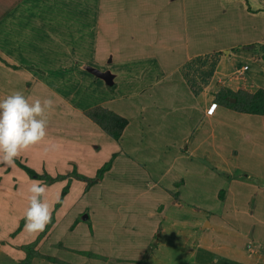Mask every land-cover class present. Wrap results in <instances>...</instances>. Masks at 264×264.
<instances>
[{"label": "rangeland", "instance_id": "obj_1", "mask_svg": "<svg viewBox=\"0 0 264 264\" xmlns=\"http://www.w3.org/2000/svg\"><path fill=\"white\" fill-rule=\"evenodd\" d=\"M64 1L24 0L21 4V0H0V27L2 28L0 29V79L4 81L5 86L10 85V88L16 86L18 91L25 93L30 92L29 88L34 81L41 80V74H36L37 71L35 70L26 69L30 73L29 76L25 72L29 76L27 78V75L22 73L23 69H13V65L17 63L22 68L30 67L25 65L28 62L22 64L23 61H19L7 53L9 48L14 50L15 43L32 53L31 55L34 57L42 58L41 61L44 63H46L49 55L48 48L55 50L54 54L68 50L69 46L66 50L64 40L60 38L63 34L61 32L65 28L61 25V20L63 17H72L73 13L68 12L67 9H74V7L69 5L68 8H64L62 6ZM81 2L83 4L91 3V11L87 6L82 7ZM141 2H151L152 5H156V7L158 5L159 8H162L159 14V17H162L161 21L159 20L161 22L159 28H163L162 34L168 29L169 24L176 29L175 41L180 48L177 50L178 52L174 53L175 59L171 60L172 64L167 63L170 67L167 66L168 69L166 68L165 71H169V68L175 65L178 66L187 62L185 56L205 54L211 48L218 50L223 48L222 46L234 48L232 51L235 52L233 56L236 59L232 58L233 68H240L241 65L245 64L255 67L251 60L253 52H249L253 49L248 50L247 47H244L245 45L241 43L242 36L250 35L255 30L253 25H257L259 29L263 28L264 17L262 22L261 17L254 18L256 22H252L253 18L249 14L242 13L244 15L240 17L241 14L238 12L235 19L233 13L234 0H76L75 15L80 17L79 23L81 24L75 25L73 32L79 27L81 28L80 34L95 31L96 35L100 33L102 36L105 21L116 25L117 21L120 20L121 3L134 7ZM79 7L81 9H78ZM123 8L125 10L126 7ZM136 11L134 9L130 19L135 20L134 13ZM138 12L140 20L147 17L145 12ZM153 12L154 17H156V10ZM23 16L25 18L21 19ZM8 18L20 19V21L11 26L7 23ZM74 22H78L77 19ZM92 23L93 25H91ZM240 24L243 26L241 27ZM237 26L240 27L239 30L244 27L243 35H239L240 32L238 33L236 30ZM130 31L133 33V29ZM135 33L136 30L134 29ZM110 34L108 33L109 37ZM118 34L119 32L112 33L114 41L111 56L105 57L103 55L100 57L98 54L89 64L83 57H80V54L76 55L75 59L70 60L62 55L56 73L66 72L64 70L74 66L77 68L75 75L79 77L78 71L86 70L87 66H92V71L93 67L115 71V65L121 63L124 73L120 75L116 72L118 77L115 84L107 88L104 93L98 94V97L85 98L82 102L84 105L100 104L101 100L113 97L120 98L121 95H124L125 98L117 99L111 105L114 110L122 112L120 116L124 117L126 115L123 114L122 108L128 103V98L142 96L145 100L153 99L157 103L151 102L156 118L164 115L177 117L175 114L183 113V111L176 112V108H183L176 103L179 98L176 99V102L164 100L165 103L156 99L159 94L162 95V90L165 89H170V97H180L183 92L182 89H175V83L166 84L167 79L161 74L159 75L157 70L154 72L155 65L150 58L142 61L145 56L141 54L142 52H138L139 46L136 40L129 42L125 37ZM126 42H129L128 48L124 46ZM235 42L236 47H234ZM121 44L123 45L121 46ZM153 47L149 54L160 58L167 56L161 51L167 48L172 50L173 43L168 39L159 41L157 38ZM126 50L131 51L127 56L123 54L127 52ZM228 50H225L224 53ZM110 57L111 60H109ZM137 61L138 68H136L137 64L128 65L127 63ZM208 65V73L205 72L203 75L206 81H210L209 71L212 69V65L210 63ZM140 70L143 72L137 76ZM181 71L182 69L178 74H183ZM39 72L42 73L40 70ZM252 73L253 71L250 70L247 75ZM81 75L85 79V75ZM46 76H50V74L47 73ZM107 77L112 80L109 76ZM87 79L89 81V76ZM174 79L175 73L167 82H172ZM58 80L61 79L56 81ZM72 80L70 79V81ZM92 80L93 78H90V81ZM150 94L151 97H149ZM73 97L77 98L76 96ZM158 103L167 104L164 105L167 109ZM142 108L143 106L137 105L133 107V110L143 114ZM170 109H174V111L165 113ZM138 113L137 117L139 116ZM194 115L200 117V113ZM216 118H220L222 122L217 125L219 130L216 138H213L215 136L213 133L211 135L208 132L206 135L201 133L197 138L198 150L196 152L199 154L201 151L204 154L207 153V156L204 155L198 161L201 164L194 163L195 159L191 156L189 157L190 163L187 165H182L181 161H177L174 163L175 167H170L165 172L160 170L161 173H159V166L163 167L164 162L157 163L155 157L161 158L160 155L154 156L156 155L154 148L146 144L141 145L153 149V156L149 155L150 159L147 161L156 162L157 167L154 168V172L145 167L142 177L144 176L149 184L144 187V190L137 191L136 188L135 193L138 192L139 197L149 198L148 200H153V202L143 204L141 201H132V197L124 198L123 203L130 200L126 205V210L114 208V211L122 213L124 216L127 215L125 221L131 217L136 219L134 226L128 224L130 227L127 229L132 231L131 233L127 229L124 230L115 225L117 220L120 222L121 216L111 218L114 220L113 224L111 223L113 229L101 230L102 225L103 229H106L109 223H105L100 216H94L93 199L88 197L82 199L83 194H80V187H77L74 192L77 197L74 199L75 202L71 200L68 203L71 207L74 202L71 213L68 217H63L61 214L57 217L56 209L54 212L52 211V218L55 222L50 230L38 240L42 232L38 235H30L25 231V223L23 224L24 214L28 206V189L31 186L28 183H31V179L21 164H28V167L40 174H50L42 167L46 164L43 159L44 154L39 149L32 148L15 161L14 167H5L4 165L0 167V264H224L223 259L229 262L233 261L232 263L239 261L240 264H264V139L259 136V126L255 120L249 119L246 122L236 124V119ZM61 119L50 118V127L54 124H60L66 130H71L77 126L74 127L73 123L67 120L61 121ZM237 128L238 131L235 132ZM141 133L145 136V132ZM241 134L257 138V141H253L252 145L261 148L258 150V153L261 154L246 153L241 162L236 161L232 165L233 160H239L240 151L247 148L241 139L237 141L235 138ZM246 139L248 140V138ZM213 140L217 142L211 144L210 142ZM254 142H259L261 145H255ZM66 146L68 145L64 144L59 149L65 152ZM63 152L57 153L55 158L60 156L67 158L68 154ZM184 155L187 156L189 153ZM217 159H222L219 164L226 165L225 169L219 168L218 163L216 165L215 160ZM239 165L245 168H241ZM125 166L129 168V165ZM146 166L150 165L146 164ZM126 169L122 173L129 177ZM72 171L77 172L75 168ZM62 172L63 170L55 169L54 175ZM21 173L26 175L28 183ZM9 174H13V177L10 178ZM138 174L139 171H130V176L134 179H137ZM96 178L94 177V179ZM12 181L13 184H11ZM61 186L59 183L56 188H51L47 193L46 198L51 206L52 202L56 200L55 196ZM123 189L125 187L121 186L118 190ZM62 190L63 188L58 193V199L62 197ZM97 193L104 194V191L100 190ZM124 193L127 195V191ZM119 195L121 194L119 193ZM77 219L80 220L78 222L86 226L89 233L90 226L91 229L94 227L95 233L99 229L102 234L99 236L103 238L107 246H99L100 240L98 239L89 242L86 237H81L83 238L81 244H75L81 248L72 249L64 246L69 240L68 230L71 229L72 224ZM145 220H149L151 226H137ZM119 225L120 223H118ZM19 229L20 231H18ZM79 233L83 232L80 229L75 232L78 235ZM127 234H135L136 236L132 235L131 238H139L140 242L144 243L138 245V248L127 244ZM108 243L112 244L108 245ZM125 246L127 247L126 251L124 250ZM132 248L134 252H132ZM87 251H91L93 254L98 252L103 258H106L97 261L95 256L90 257L89 255L88 257Z\"/></svg>", "mask_w": 264, "mask_h": 264}, {"label": "crops", "instance_id": "obj_2", "mask_svg": "<svg viewBox=\"0 0 264 264\" xmlns=\"http://www.w3.org/2000/svg\"><path fill=\"white\" fill-rule=\"evenodd\" d=\"M23 2L24 0H21V4ZM234 2L235 5L233 7V13L235 19L236 14L240 12V17L244 15H242V13H247L251 18H253L252 22H256L254 18L257 17H261L262 22V18L264 17V0H234ZM81 3L83 5L82 7L87 6L91 11V3ZM69 5L72 8L74 7V9H67V11L73 14L70 18H62L61 25L65 28L63 29V32H61L63 34L60 37L64 40V47L66 50L69 46L67 51L62 50L60 51V53L56 52L57 54H54L53 52L55 50L48 48L47 52L49 55L46 63H44V61H41L42 58L34 57L33 55H31L32 53L22 49V47L17 43H15L14 50L12 48H9V51H7V53L11 55V57H15V59L23 61L21 62L22 64L28 62L25 65L30 67L26 68H22L18 63L16 64L18 68L23 69L22 73L26 74L25 72H27V70L32 69L33 71H37L36 74H41V80H36L33 82L31 88H29L30 92L23 93L26 97L30 98V102L35 100L36 98H40L41 100L45 98H52L54 100V110L50 113L49 120L50 118L57 117L62 118L61 121L67 120L68 122L73 123L74 127L77 125L74 129L71 130H66L65 127L60 124H54L55 126L52 125V127L48 125V137L49 139H52V144L57 145V147H52L51 144H42L34 147L35 149H39V151H42L41 153L44 154L43 159L45 160L46 164L42 165V167L44 170L46 169L47 171H49L50 175L52 174L51 176H70L65 180L55 182L51 187H48L47 190L48 193L51 188H56L60 183L62 185L58 188L60 191L61 188H64L70 182V189L67 195L62 199V201L61 197L58 199V191L57 195L55 196L56 200L52 202V211L54 212L56 209L57 217H59L60 214L63 215V217H68V215L71 213L72 207H74V199L77 198L74 195V192L77 187H80V194H83L81 196L82 199H85L87 197L93 199L92 201L95 205L94 216H100L104 219L105 223H109V228L107 227L106 229H103L102 225L101 230L109 231L113 229L111 223L113 224L114 220H112L111 218H119L120 216V222H118L119 220L115 222V225L118 228L124 227V229L126 230L127 228L124 225H126L127 227H130L128 226V224L134 226L136 222V219L134 217H131L127 219V221H125L124 219L127 215L125 214L124 216V214L122 215V213L114 211V208H116L117 210H121V208L126 210V205H128V202L130 200H127L123 203L124 198L129 199L132 197V201H141V203L143 204L146 202H153V200H148L149 198L145 199L139 197L140 195L138 192L135 193L136 188L137 191L144 190V187L149 184L144 176L142 177V174L146 169L145 167L151 169L154 172V168L157 167L156 162H164L163 167L159 166V171L161 170L165 172L170 169V167H175L174 163H176L177 161H181L183 163L182 165H187V163H190L189 157L191 156L193 157V159H195V161H193L194 163L196 162L197 164H201L198 161L202 159L204 155L207 156V153L204 154V152L201 151L199 154L198 152H196L198 150L196 146L197 138L201 133L206 135L207 132L211 135L213 133L215 135L213 138H216L217 131L219 130V127L217 125L222 123L221 119L216 117H229L233 120L236 119V124H239L240 122H246L249 119L255 120V122L258 123L259 126V136L261 139H264V119L262 118V116L239 113L237 111L229 109L224 105L215 104L216 96L222 89H230L234 92L243 89L250 93H255L259 89L264 90V22H262L263 28L259 29L257 25H253L252 27H254L255 33L254 31H252L250 35H244L245 37L242 36L243 39L241 43L245 45L244 47H247L248 50L253 49L249 52H253L251 60L255 67H251L249 66V64H245L241 65L240 68H233L232 58L234 57L233 54L235 55V52L232 50L234 48H225V46H222L223 48L218 50L211 48L210 50L212 51L208 50V52H206L205 54H192L190 56H185L187 62L178 66L175 65L169 68V71H165L167 66L170 67L167 63L172 64L171 60L175 59L174 53L178 52L177 50L180 47L175 41V27H172L169 24L168 29L165 30L163 34V28H159L161 23L159 22V20L161 21L162 18L161 16L159 17V14L161 13L160 11L162 9L161 7L159 8L158 5L156 7V5H152L151 2H141L137 6L134 5V7L128 4L121 3V17H119L120 20L117 21L118 24L116 23V25H114L109 21H105L103 35L101 36L100 33L96 35L95 31L89 32L87 34H80L81 28L79 27L75 29V32H73V28L75 27V25L79 26L81 23H79L80 17H77V15H75L76 0H65L64 2H62V6H64V8H68ZM123 7H126L125 10ZM78 9H81V7H79ZM134 9L137 10L134 13L135 20L133 18L130 19L131 13L134 11ZM155 10L157 12L156 17H154L153 12ZM138 11L145 12L147 17H145L143 20H140ZM24 18L25 17L23 16L21 19ZM75 19H77L78 22H74ZM7 21L9 25L14 26L18 21H20V19L17 20L14 18H8ZM91 25H93V23ZM240 26L242 27L243 25L240 24ZM239 28L240 27L237 26L236 30L238 31V33L240 32L239 35H243V32L245 31L243 30L244 27L241 30H239ZM0 29L2 28L0 27ZM132 29L133 33L132 31H130ZM134 29L136 30L135 34ZM114 32H119L118 35L125 37V39L129 42L136 40L139 46L138 52H142L141 54H144L145 56L142 61L150 58L152 60V63H154L155 65L154 72H156L157 70L159 75L161 74L167 80H170L172 74L175 73L174 81L167 82L166 80L165 83H175L174 88L179 90L182 89L183 91L180 94V97H170V89H165L162 90V95L159 94L156 97V99H160L163 103H165L164 100L176 102V99L179 98V101H177L176 103H178L179 106L183 108H176V112L183 111V113L175 114V116L177 117H166L167 115H164L163 117L156 118L155 111L151 107V102L153 104L157 103L153 99L145 100L144 98H142V96H133L131 98H128V103L123 106V108L121 107L123 114L126 115L122 118L128 120V125L118 141L114 140L96 123H94L92 119L88 118L89 116L87 114L88 112L99 108L112 112L121 117L120 115H122V112L114 110L111 105L115 100L125 98L126 96L121 95L120 98L113 97L110 99L102 98L105 100H101L100 104L94 103L90 105H84L82 102L85 100V98L98 97V94H102V92L104 93L107 88L111 87L112 84L114 85L116 82V78L118 77V74L116 72H118L120 75L124 73V70L121 68L122 64L120 63L119 65H115V71L102 69L99 67H93L92 71V66H87L86 70L83 69L78 71L79 77H76L75 75V70H77V68H75L74 66L68 67L67 70H64L68 73H56L59 59L62 55H65L67 59L70 60L72 58L75 59L74 57L80 54V57H83L89 64H91L90 61L96 58L98 54L100 55V57H103V55L105 57L111 56L113 52L112 44L114 41L112 33ZM108 33H111L110 37L108 36ZM157 38L159 39V41H164L166 39L172 41V50L171 48H167L161 51L167 56H162L159 58L157 56L149 54V51L154 48L153 46ZM129 42L124 43V46L128 48ZM122 45L123 44H121V46ZM236 46L237 45L235 42L234 47ZM225 50L228 51L224 53ZM126 51L127 52H124L123 54L127 56L131 51ZM11 57L10 59H13ZM109 60H111V57ZM209 60H212V62H209ZM206 62L212 65V69H210L209 71L210 81L204 80L203 76L205 75V72L208 73L207 68L209 67V65ZM127 63L128 65L137 64L136 68H138V61ZM31 66H33L34 68ZM245 66H248L247 70H244ZM181 69V72H183V74H178ZM39 70L42 73H40ZM250 70H252L253 73L251 75H247ZM142 72L143 70H140L137 76L142 74ZM47 73H49L50 76H46ZM28 74L30 76V73ZM81 74L85 75V79L82 78ZM107 75H110L112 78L111 84H109L105 78ZM29 76L27 75L26 77L28 78ZM70 76H73V78H70ZM88 76L89 81L87 79ZM90 78H93V80L90 81ZM57 79H61L62 81H56ZM70 79L73 80L70 81ZM10 87V85L7 87V90H5L6 93L0 92V98L6 96L9 92L12 93L13 91H18L16 87ZM3 88L2 91L4 90ZM73 96H76L77 98ZM149 97H151V94L149 95ZM90 103H92V101H90ZM163 103L158 104L163 106L167 105ZM137 105L143 106V114H140L133 110V107ZM139 108L141 109V107ZM165 109L167 108L165 107ZM173 111L174 109H170L165 113H171ZM137 113L139 115L138 117ZM196 113L197 115L198 113H200V117H195L194 114ZM237 131L238 128L237 130H235V132ZM141 132H145V136H143ZM123 138L124 140L122 141ZM235 138L237 139V141L241 139L242 143L247 145V148L240 151L241 154L238 155L239 160H233L232 165H234V162L236 161L241 162L246 153L261 154L258 153V150H260L261 148L252 145V142L257 141V138L247 136L246 134H241V136L237 135V137ZM246 138H248V140ZM215 142L217 141L213 140L210 143L213 144ZM254 143L255 145H261V143L259 142ZM64 144L68 145L65 147V152L59 149ZM143 144L154 148L156 151V155L154 156L160 155L161 158L157 159V157H155L156 160H154L156 162H148L147 160L150 159L149 155L153 156V149L150 147H142L141 145ZM59 152L68 154V157L65 158L60 156L58 158H55L57 153ZM185 153H189V155L186 156L184 155ZM113 154H116L117 156L113 159L112 168L104 174L103 179L99 183L92 185V187H90L88 191H86V182L80 181L71 176L73 172L72 170L73 168H75L79 175H84L88 178L96 177L98 170L106 162L111 160ZM221 162L222 159L215 160L216 165L217 163L219 164ZM146 164L150 166H146ZM125 165H129V168H127ZM218 167L221 169H225L226 165L219 164ZM240 167L245 168L243 166ZM55 169H59L61 171L63 170V172L61 174L54 175ZM124 169L128 170L127 173L129 177H126L125 174L122 173V171H125ZM131 170L139 171L137 179H134L130 176ZM161 171L159 173H161ZM21 175L26 179V183H28L26 175H24L23 173H21ZM8 176L12 178L13 174H9ZM11 184H13V181L11 182ZM28 184L30 185L31 183ZM121 186H124L125 189L118 190ZM100 190L104 191V194L97 193L100 192ZM125 191H127V195H125ZM118 192L121 195H119ZM94 195L96 196L95 199ZM116 199L118 202L120 201L118 205H115L117 203ZM71 200H74V202L70 207L68 203ZM60 201L61 204L56 207V205ZM109 210H111L112 213L115 212L116 216L114 214L113 217L108 218L107 212ZM75 216H77V214H75ZM73 220L74 218L72 219V222ZM118 223H120L119 226ZM143 225L151 226L149 220H145L143 221V223L141 222L137 226ZM74 229L75 232L80 229V231H82L83 233H79L80 236H77L75 234L69 236V240L66 242V245L72 249L78 248V246H76L75 244H79L84 237L90 238V233L86 229V226H84L81 222H79V224ZM97 230L98 231H96L94 239L100 240L98 242L99 246L106 247L107 245L104 243L103 238L99 236L102 235L99 232L100 230ZM87 241L90 242L91 240ZM109 244L111 245L112 243H108V245ZM225 264L229 263L226 262ZM233 264L240 263L238 261L237 263L234 262Z\"/></svg>", "mask_w": 264, "mask_h": 264}, {"label": "clouds", "instance_id": "obj_3", "mask_svg": "<svg viewBox=\"0 0 264 264\" xmlns=\"http://www.w3.org/2000/svg\"><path fill=\"white\" fill-rule=\"evenodd\" d=\"M54 100L36 98L30 102L21 91L0 98V164L14 167L15 161L32 148L52 144L48 137L49 115ZM48 185L43 180H31L24 228L38 235L52 220V206L46 198Z\"/></svg>", "mask_w": 264, "mask_h": 264}, {"label": "trees", "instance_id": "obj_4", "mask_svg": "<svg viewBox=\"0 0 264 264\" xmlns=\"http://www.w3.org/2000/svg\"><path fill=\"white\" fill-rule=\"evenodd\" d=\"M13 69H18V66L13 65ZM8 86H5L4 81L2 79H0V90H1L0 92L6 93V91H4V90H7ZM3 87H5V88H3ZM2 88L4 89L3 91H2ZM8 94H10V92ZM233 99H235L236 101L233 102L232 101ZM215 102H216L215 103L216 105H218V104L224 105V106L228 107L229 109H232V110L237 111L239 113L258 115V116H262V118L264 119V90L263 89H259L255 93H250V92L243 90V89H241L237 92H234L230 89H222L217 94ZM87 115L89 116L90 119L93 120L94 123H96L101 129H103L109 136H111L116 141H118L121 138L125 128L128 125L127 119L119 117L118 115H116L112 112H109L107 110H104V109H99V108L94 109V110L88 112ZM116 156H117L116 154H113L111 160L108 161L106 164H104L98 170L97 175H96V177H97L96 179H94V178L91 179V178L85 177L83 175H79L77 172H73L71 176L80 180V181L86 182L87 183L86 191H88L90 189V187H92V185L99 183L103 179L104 174L112 168L113 159L116 158ZM19 164H21V163H19ZM0 167H3V165L1 166V164H0ZM21 167L25 170V172L27 173V175L29 176V178L31 180H33V179L43 180L46 182L48 187H51L55 182L65 180V179L70 177L68 175H60V176L53 177L48 173L40 174L36 170L32 169L31 167H28L25 164H21ZM69 185H70V182L68 183V185L66 187L63 188L62 193H61V195H62L61 201L67 195V193L70 189ZM116 201H117V199H116ZM119 203H120V201L119 202L117 201V203L115 205H118ZM58 206H59V203L56 205V207H58ZM114 214L116 216L115 212L112 213L111 210H109L107 212V217L111 218L114 216ZM105 217H106V215H105ZM78 221H80V220L77 219V221H75V223L72 224L71 229L68 230L69 236L72 234H75L74 228L79 224ZM54 222H55L54 218H52L51 222L45 228V230L41 233L38 240L40 238H42L50 230V228ZM24 223H25V220L23 221V224ZM124 226L126 228H129L126 225H124ZM123 229H124V227H123ZM89 230H90V238L89 237L88 238L86 237V238H87V240L92 241V240H94V236H95L94 235L95 234L94 227H92V229H91V226H90ZM18 231H20V229ZM129 232L131 233L132 231H129ZM140 232H142V231H140ZM75 235L80 236L78 234H75ZM132 235L136 236L135 234H127V236H128L127 237L128 238L127 244L133 245V247L138 248V245L144 243V242L141 243L139 238H136L137 240L131 238ZM144 236L142 237L143 239H144ZM134 244H137V245H134ZM64 246H67V245L65 244ZM78 248H81V247L78 246ZM82 249H84V248H82ZM126 249H127V247L125 246L124 250L126 251ZM99 250H101V248ZM132 250H133V248H132ZM132 252H134V250ZM86 255L88 257H89V255H90V257L95 256L96 257L95 259L97 261L106 258V257L103 258V256L101 254H99L98 252L93 254L91 251H87ZM226 262L231 263V262L227 261L226 259H223V263L225 264ZM231 264H233V263H231Z\"/></svg>", "mask_w": 264, "mask_h": 264}, {"label": "water", "instance_id": "obj_5", "mask_svg": "<svg viewBox=\"0 0 264 264\" xmlns=\"http://www.w3.org/2000/svg\"><path fill=\"white\" fill-rule=\"evenodd\" d=\"M107 76H109V77L111 78V76H110V75H107ZM107 76H106L105 78H106V80L108 81V83H109V84H111V80H110V79H109ZM232 101H233V102H235L236 100H235V99H233Z\"/></svg>", "mask_w": 264, "mask_h": 264}, {"label": "built area", "instance_id": "obj_6", "mask_svg": "<svg viewBox=\"0 0 264 264\" xmlns=\"http://www.w3.org/2000/svg\"><path fill=\"white\" fill-rule=\"evenodd\" d=\"M247 69H248V66H245V67H244V70H247Z\"/></svg>", "mask_w": 264, "mask_h": 264}]
</instances>
